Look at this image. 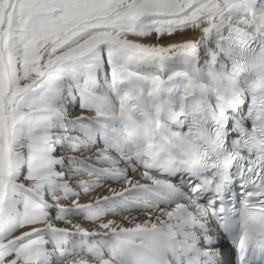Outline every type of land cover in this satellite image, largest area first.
Listing matches in <instances>:
<instances>
[{"label":"snow or ice","instance_id":"snow-or-ice-1","mask_svg":"<svg viewBox=\"0 0 264 264\" xmlns=\"http://www.w3.org/2000/svg\"><path fill=\"white\" fill-rule=\"evenodd\" d=\"M0 264H264V0H0Z\"/></svg>","mask_w":264,"mask_h":264}]
</instances>
